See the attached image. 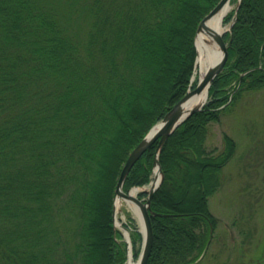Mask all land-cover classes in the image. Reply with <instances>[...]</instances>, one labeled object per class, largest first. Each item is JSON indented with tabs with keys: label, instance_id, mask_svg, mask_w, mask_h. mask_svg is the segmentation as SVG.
Here are the masks:
<instances>
[{
	"label": "trees",
	"instance_id": "obj_1",
	"mask_svg": "<svg viewBox=\"0 0 264 264\" xmlns=\"http://www.w3.org/2000/svg\"><path fill=\"white\" fill-rule=\"evenodd\" d=\"M219 1L0 0V264H128L114 223L119 176L189 90L199 25ZM225 23L228 58L207 102L158 155L147 264H195L208 249L209 198L237 150L226 131L208 146L210 123L264 87V0H240ZM158 142L125 191L152 179ZM130 221L137 257L143 235Z\"/></svg>",
	"mask_w": 264,
	"mask_h": 264
},
{
	"label": "rangeland",
	"instance_id": "obj_2",
	"mask_svg": "<svg viewBox=\"0 0 264 264\" xmlns=\"http://www.w3.org/2000/svg\"><path fill=\"white\" fill-rule=\"evenodd\" d=\"M63 1L65 2V0ZM237 3L238 0H232V9L236 7ZM81 22H87V20L82 19ZM224 27L226 31L230 26L225 23ZM197 80V78L193 79L192 84ZM233 106L229 111L222 113L219 121L210 123L208 146L220 147L223 132L226 131L235 138L237 150L223 169L224 183L221 189L209 198L210 208L220 218V221L215 229L214 239L207 249V254L198 264H213V262L220 264L224 256L214 254L218 251L221 236L226 238L228 236L229 244H233L234 237H232L231 231L234 232L236 238L238 226L249 228V225H254L252 227L258 229L257 236H249V242H255L252 246V253L247 254L245 261L256 264L255 260L258 259L259 262L264 256V87L245 91ZM152 178H154V173ZM148 188L149 184L138 187L134 195H140L143 189ZM132 203L124 199L119 200L115 213L116 222L132 225L130 220H134L138 228L141 229V219L136 214ZM237 217L240 224H233L232 222L235 221L233 219L237 220ZM129 231L131 233V230ZM254 237L256 238L254 239ZM140 247L141 243L137 245V248ZM229 256H231L229 257L231 264H234V254ZM138 258L139 255L133 256L134 260H138ZM208 261L210 262L208 263Z\"/></svg>",
	"mask_w": 264,
	"mask_h": 264
},
{
	"label": "water",
	"instance_id": "obj_3",
	"mask_svg": "<svg viewBox=\"0 0 264 264\" xmlns=\"http://www.w3.org/2000/svg\"><path fill=\"white\" fill-rule=\"evenodd\" d=\"M231 0H220L217 5L204 17V19L201 21L199 25V30L197 37L199 33L202 31L205 21L210 18L212 15H214L217 11H219L225 4L230 2ZM240 1V0H239ZM239 2L236 6V10L238 9ZM224 33V32H223ZM223 33H213V36L215 37L217 43L219 44L221 48V56L220 58L212 63L208 69L206 70L205 75L202 78H199L196 86L192 89V93H201L205 88L207 89V97L206 99L199 103L198 105L190 108V109H183L182 103L183 101L188 97L190 93V89L185 94V96L177 102L164 116V118L155 124L150 131L144 136V138L136 145V147L130 152L123 168L121 171V174L119 176L118 185L116 189V202H115V210L117 206V198L124 199L130 202H133L139 209V213L136 214L139 216L142 222V228L140 229L143 234V242L141 251L138 258L137 264H147L148 258L151 253L152 244H153V227L151 222V196L153 192L159 187L162 179H163V171L161 169V165L159 162V152L165 143L168 136L175 130L177 126H179L183 121H185L192 113L195 111L201 109L209 94V89L211 86V83L216 75H218L222 69L224 68L227 58H228V50H227V43L224 40ZM196 45H197V39H196ZM198 49V46H197ZM197 62V61H196ZM159 139L157 148H156V155L154 160V178L149 183L150 187L145 190L147 193L146 198H140L137 195H134L132 191L126 192L123 189V184L125 182V179L127 175L129 174L131 168L136 163V161L141 157V155L151 146V144ZM157 168V172H155V169ZM115 225L119 226L121 228H124V236L128 243V264L129 263V256L130 254H133L132 252V240L130 237V233L128 231V228L124 225H118L115 219Z\"/></svg>",
	"mask_w": 264,
	"mask_h": 264
},
{
	"label": "bare ground",
	"instance_id": "obj_4",
	"mask_svg": "<svg viewBox=\"0 0 264 264\" xmlns=\"http://www.w3.org/2000/svg\"><path fill=\"white\" fill-rule=\"evenodd\" d=\"M233 4L232 1L225 4L219 11H217L214 15L208 18L205 21V25L202 31L199 33L197 37V46H198V57L195 73L193 74V79L202 78L208 67L216 62L221 56V48L217 43L213 33H223L225 31L224 27V17L226 14L232 9ZM207 97V89L205 88L201 93H192L190 89V93L188 97L183 101L182 107L183 109H190L199 103L203 102ZM157 172V168L155 169ZM137 187L132 189V193L137 191ZM120 198H117V202H119ZM134 210L139 213V208L133 204ZM118 225H121L117 222ZM213 236V234H212ZM128 261V254H127ZM130 264H137L138 260L133 259V254L129 256Z\"/></svg>",
	"mask_w": 264,
	"mask_h": 264
},
{
	"label": "flooded vegetation",
	"instance_id": "obj_5",
	"mask_svg": "<svg viewBox=\"0 0 264 264\" xmlns=\"http://www.w3.org/2000/svg\"><path fill=\"white\" fill-rule=\"evenodd\" d=\"M223 183H224V180H223ZM216 217L218 219V222H217V225H218V223L220 221V218L218 216H216ZM233 220H235V221L232 222L233 224H240V220H239L238 217H237V220H236V218L233 219ZM217 225H216V227H217ZM252 226H254V225H252ZM252 226L249 225V228H242V227L238 226L237 227V236H236V238H235L234 232L231 231V235H232V237H234L233 238V241H234L233 244H229V237L228 236H227V238L225 236H223V237L221 236V243L219 245L218 251H217L216 254H214V255L218 254V256H224V258L222 259L220 264H231V259L229 258V257H231V256H229L231 254L232 255L234 254V258H235V263L234 264H251V263H248V262L245 261V258L247 257V254H251L252 253V246H253V244L255 242V241H250L249 242V236L250 235H256L258 233V229L256 227H252ZM228 230H230V228H228ZM214 234H213V237L211 239L212 241L214 239ZM228 235H230V233H228ZM255 238L256 237H254V239ZM255 261H256V264H264V256H263V258L261 260H259V262H258V259H256ZM209 262L210 261H208V263ZM213 264H219V263L213 262Z\"/></svg>",
	"mask_w": 264,
	"mask_h": 264
}]
</instances>
